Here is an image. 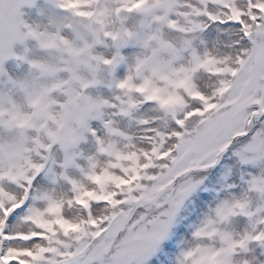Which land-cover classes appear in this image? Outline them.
Wrapping results in <instances>:
<instances>
[{"label":"snow or ice","instance_id":"obj_1","mask_svg":"<svg viewBox=\"0 0 264 264\" xmlns=\"http://www.w3.org/2000/svg\"><path fill=\"white\" fill-rule=\"evenodd\" d=\"M32 2L0 11V72L28 38L69 48L74 62L51 69L65 76L28 97L31 113L0 110L21 130L0 139V264H264V0H115L111 10L56 0L118 43L111 56L38 33L18 10ZM113 12L153 15L161 34L113 32ZM164 30L180 34L179 46ZM133 39L150 52L121 74ZM85 53L113 74L117 95L89 94L101 81L80 73ZM124 117L138 135L114 127ZM85 140L96 155L81 164ZM237 218L247 221L239 233L228 227Z\"/></svg>","mask_w":264,"mask_h":264},{"label":"rangeland","instance_id":"obj_2","mask_svg":"<svg viewBox=\"0 0 264 264\" xmlns=\"http://www.w3.org/2000/svg\"><path fill=\"white\" fill-rule=\"evenodd\" d=\"M2 1V2H1ZM8 1V3L6 2ZM13 1L12 3H10ZM0 11L5 13L15 14L18 0H0ZM6 6V7H5ZM99 8L115 9L118 7L115 0H100ZM7 9V10H6ZM19 12L23 13V21L32 26L38 33L46 34L51 37L55 34H60L68 38L73 48L82 49L87 48L92 55L111 56L118 50V43L112 40H106L103 37L101 26L94 21L81 20L70 12L63 11L59 8L56 0H33L31 4L25 3L19 7ZM156 15L159 12L154 13ZM17 21L20 19L16 17ZM71 25V27H67ZM107 29L117 32L124 28L131 29L134 33L139 34V39L146 38L149 34L157 33L162 29V25L154 21L153 15H144L139 13L115 15L113 12L107 17ZM170 32H168L169 34ZM162 35L164 38L165 34ZM180 34L173 33L169 36V41L179 46L181 39L178 38ZM197 44H199V35L197 34ZM166 39V38H165ZM171 39V40H170ZM177 39V41H176ZM129 47L124 51L131 53L128 58L122 62L120 73L123 74L124 69L133 62V58L139 55H147L150 49L143 48L139 40L133 39L128 41ZM15 52L22 59L10 58L5 62L4 71L0 72V110H7L15 104L19 109L25 113L33 111L28 102V97L39 93L42 89L50 86L56 79L65 76L62 72H53L51 69H62L72 66L74 57L71 55L69 48L60 44H53L50 47H42L41 44L32 38H28L23 43H17ZM80 60V73L92 78L95 75L100 79L101 83L89 89V94L93 97H100L110 99L118 94L114 86L113 74L103 66H97L95 60L89 59L87 53L78 58ZM37 61L46 65V69L32 67L30 62ZM5 70H7L5 72ZM206 83H209L206 81ZM60 94L57 93V96ZM145 116H150V113H145ZM109 117V113L105 112V118ZM10 116L4 115L0 117V131H6L9 139L19 138L21 130L9 123ZM93 127L99 126V121H90ZM163 123V120H161ZM114 127L127 134H139L135 127V119L124 117L117 118ZM11 130V131H10ZM9 132V133H8ZM5 133V134H6ZM18 133V134H17ZM10 135V136H9ZM16 135V136H13ZM18 135V136H17ZM29 137L33 135L31 131L26 133ZM13 136V137H12ZM106 141H119L122 145L123 141L118 136H105ZM86 141V142H85ZM83 141L78 149L83 153L77 162L86 163L85 157L89 155H96V149L91 140ZM85 144V145H84ZM84 149V150H83ZM97 161L103 163V157L97 156ZM55 170V169H54ZM72 174L75 173L69 169ZM63 183L55 185L56 192L63 194L65 186ZM57 186V187H56ZM253 206L260 202L255 195H250ZM247 225L244 218H237L228 227L230 230L239 233L242 232ZM250 227V225H248ZM257 249V253H259ZM256 251L250 255H256Z\"/></svg>","mask_w":264,"mask_h":264},{"label":"bare ground","instance_id":"obj_3","mask_svg":"<svg viewBox=\"0 0 264 264\" xmlns=\"http://www.w3.org/2000/svg\"><path fill=\"white\" fill-rule=\"evenodd\" d=\"M10 1V0H9ZM2 2V1H1ZM7 3H8V1H6ZM13 1H11L10 3H12ZM1 5V4H0ZM6 7V6H5ZM0 8H1V6H0ZM7 10V9H6ZM19 10V9H18ZM4 12H5V10H4ZM24 19V18H23ZM19 20V19H18ZM25 20V19H24ZM163 34H165L166 35V39L168 40L169 39V36H170V34H172V32H170L169 34H168V31H166V30H164L163 31ZM176 34V33H175ZM178 38H180L181 39V37L180 36H178ZM198 39V38H197ZM171 40V39H170ZM176 41H177V39H176ZM7 70H5V72H6ZM11 131V130H10ZM5 133H6V131H5ZM4 133V131H0V139H9L8 138V136H7V133L5 134ZM9 133V132H8ZM28 133V132H27ZM18 134V133H17ZM10 136V135H9ZM13 136H16V135H13ZM12 136V137H13ZM18 136V135H17ZM16 138V137H15ZM86 142V141H85ZM82 145H83V142H82ZM85 145V144H84ZM84 150V149H83ZM81 152V151H80ZM90 156V155H89ZM80 158V157H79ZM78 158V159H79ZM57 159H63V154L62 153H58L57 154ZM79 163V162H78ZM74 171V170H73ZM72 173V172H71ZM63 185V184H62ZM57 187V186H56ZM58 194V193H57Z\"/></svg>","mask_w":264,"mask_h":264}]
</instances>
